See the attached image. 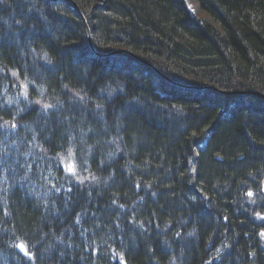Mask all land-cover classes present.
<instances>
[{"label":"trees","instance_id":"trees-1","mask_svg":"<svg viewBox=\"0 0 264 264\" xmlns=\"http://www.w3.org/2000/svg\"><path fill=\"white\" fill-rule=\"evenodd\" d=\"M241 92L264 96V0H5L0 264H264Z\"/></svg>","mask_w":264,"mask_h":264},{"label":"snow or ice","instance_id":"snow-or-ice-1","mask_svg":"<svg viewBox=\"0 0 264 264\" xmlns=\"http://www.w3.org/2000/svg\"><path fill=\"white\" fill-rule=\"evenodd\" d=\"M3 3H5V0H0V4H3ZM17 23H18L19 25H21V27H22V26H23V23H24L23 18H21L20 20H18ZM16 41H17V43L19 42V37H18V35L16 36ZM33 51H35V50H33ZM14 75H15V73H14ZM76 95L79 96L78 93H77ZM79 100H80L81 102H85V98H84V96H79ZM43 107H44L45 109H47V108H50V107H53V106H52V105L45 104ZM96 107H97V108H100L101 106H100V105H96ZM5 126H6V125H5ZM12 127L14 128V127H15V124H13ZM67 155H68V157H72V156H73V151H72V147H71V146H69L68 149H67ZM0 159H2V155H0ZM61 162H63V157H61ZM85 163H86V162H85ZM64 170H65L67 173L71 174V176H74L75 179H76L77 181H79L80 184H83L84 181L88 179V177H81V176H78V175L76 174V164H75L74 161L71 162L69 165H66L65 168H64ZM91 179L95 180L96 177L93 175V176H91ZM137 187H138V186H137ZM52 188H53V190H54L55 192H60V191H61V189H60L59 187H56L55 185H53ZM68 192H69V193L71 192V188L68 189ZM248 195L251 196L252 193L249 192ZM120 207H123V205H120ZM75 222H76L77 224H79V223H80L79 218H77V220H76ZM81 235H82V233H81ZM260 235H261L262 237H264V232L260 233ZM61 242L63 243V241H61ZM16 247H18L22 252H24V255H25V256H28L29 259H31V255H30L29 252L26 250L24 244H17ZM69 247H71V245H69ZM81 259H83V257H81Z\"/></svg>","mask_w":264,"mask_h":264},{"label":"water","instance_id":"water-1","mask_svg":"<svg viewBox=\"0 0 264 264\" xmlns=\"http://www.w3.org/2000/svg\"><path fill=\"white\" fill-rule=\"evenodd\" d=\"M88 38H89V41H90V45L92 47V43H91V37H90V33H88ZM123 53V51H115V52H112L110 54H107L105 56H100V57H107V56H112V55H115V54H121ZM142 63H144L146 66L154 69V67L144 61H142ZM162 76V75H161ZM182 87V86H180ZM188 89H192V90H206V89H210L209 87H188ZM231 95L232 94H238V95H251V96H256V97H259V98H262L264 99V96L258 94V93H255V92H241V93H230ZM263 192H264V185H263Z\"/></svg>","mask_w":264,"mask_h":264},{"label":"bare ground","instance_id":"bare-ground-1","mask_svg":"<svg viewBox=\"0 0 264 264\" xmlns=\"http://www.w3.org/2000/svg\"><path fill=\"white\" fill-rule=\"evenodd\" d=\"M182 88H184V87H182ZM186 89H188V88H186Z\"/></svg>","mask_w":264,"mask_h":264},{"label":"rangeland","instance_id":"rangeland-1","mask_svg":"<svg viewBox=\"0 0 264 264\" xmlns=\"http://www.w3.org/2000/svg\"><path fill=\"white\" fill-rule=\"evenodd\" d=\"M231 95V94H230Z\"/></svg>","mask_w":264,"mask_h":264}]
</instances>
